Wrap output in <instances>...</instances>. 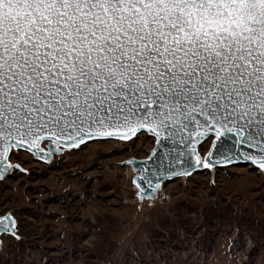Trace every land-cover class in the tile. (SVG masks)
<instances>
[{
	"label": "snow or ice",
	"instance_id": "obj_1",
	"mask_svg": "<svg viewBox=\"0 0 264 264\" xmlns=\"http://www.w3.org/2000/svg\"><path fill=\"white\" fill-rule=\"evenodd\" d=\"M145 132L169 174L264 172V0H0V179L13 149ZM0 232L21 239L11 216Z\"/></svg>",
	"mask_w": 264,
	"mask_h": 264
},
{
	"label": "rangeland",
	"instance_id": "obj_2",
	"mask_svg": "<svg viewBox=\"0 0 264 264\" xmlns=\"http://www.w3.org/2000/svg\"><path fill=\"white\" fill-rule=\"evenodd\" d=\"M154 147L143 133L61 149L47 162L13 149L9 161L23 171L0 179V217H13L21 239L1 236L0 264H264V172L204 169L140 201L126 162Z\"/></svg>",
	"mask_w": 264,
	"mask_h": 264
},
{
	"label": "water",
	"instance_id": "obj_3",
	"mask_svg": "<svg viewBox=\"0 0 264 264\" xmlns=\"http://www.w3.org/2000/svg\"><path fill=\"white\" fill-rule=\"evenodd\" d=\"M145 133L148 134L147 132H145ZM139 134H140V133H138L137 135H139ZM137 135H136V136H137ZM148 135H150V134H148ZM150 136H151V135H150ZM152 137H153V136H152ZM153 138H154V137H153ZM154 139H155V138H154ZM46 142H47V149H44V148H43V145H44V143H46ZM91 142H94V141H89L88 143H91ZM204 142H206V141H204ZM204 142H201L200 144H198V145L196 146L198 152H199V148H200V146H201ZM81 146H83V145H81ZM50 147H53V148H54V145H50V142H49L48 139H44L43 141H41V143H40V150H41V152H47L48 155H49V157H50L49 159H44V158H42L41 155H40L39 153H37L35 149L29 151V150H26V149H24V148H21V149H18V150L28 152V153L34 155V156H35L37 159H39L40 161L47 162V161H49V160L52 158L53 154L59 153V152L61 151V149H64V148H61L60 150L49 151ZM169 147L171 148V145H170ZM155 148H156V140H155V147H154V149H155ZM72 149H74V148H72ZM154 149H153V150H154ZM209 149H211V146H210ZM15 150H17V149H15ZM153 150H152V152L150 153V155H149L148 157L144 158V159H131V160H128V161L126 162V164L129 165V166L133 169V171L136 173V176H135V178H134V184H135V186H136V187L138 188V190H139L138 193H137V195H138L140 201H144V200H146V199H156V198L158 197V192H159L161 186H162L165 182L173 181V180H176V179H178V178H181V177L187 176V175H182V174H180V175L169 174V173L166 171V170L168 169V167H169V160L167 159V157H164V158H162V159H155V158H154L153 160H149L148 158H149V157L151 156V154L153 153ZM199 154H200V152H199ZM10 157H11V153H10V155H9V160H10ZM187 158H188V157H187V155H186V156H185V159H187ZM131 161H135L136 163H132ZM9 162H10V161H9ZM137 163L142 164V165H143V169H145V170H141L140 168H138V167L136 166ZM10 164H11V163H10ZM239 164L252 165L250 162L240 159V160H234V161H232L231 163H229V164H227V165H224V164H218V165H217L216 167H214V168H198V169H197V168H193V169L191 170V174H194V173L200 172V171H202V170H204V169H208V170L212 171V175L214 176V174H215V170H216V168H218V167L232 166V165H239ZM11 165L15 166V165H18V164H11ZM252 166H254V165H252ZM14 169H16V170H21L22 167H21L20 165H19V168L12 167V168H11V169H10L5 175H4V177L7 176L8 173H9L10 171L14 170ZM141 175L145 176V177L147 178V180H150V181L152 182V186H151V187L149 186L148 183H143V185H142V187H143V189H144V195H143V196L141 195V187H138V186H137V178H138L139 176H141ZM156 184H159V187H158V188L155 187ZM6 216H11V215H10V214H7ZM4 217H5V216H2V217H0V219H3ZM11 217H12V216H11ZM12 219H13V217H12ZM6 233H8V232H0V238H1V236H2L3 234H6Z\"/></svg>",
	"mask_w": 264,
	"mask_h": 264
}]
</instances>
